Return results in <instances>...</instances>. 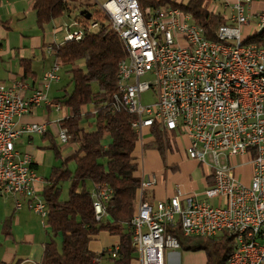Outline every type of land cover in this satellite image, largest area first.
<instances>
[{
	"label": "built area",
	"instance_id": "obj_1",
	"mask_svg": "<svg viewBox=\"0 0 264 264\" xmlns=\"http://www.w3.org/2000/svg\"><path fill=\"white\" fill-rule=\"evenodd\" d=\"M217 2L227 24L217 29L215 40L190 14L170 5L149 16L138 0H107L101 6L128 52L118 92L137 121L139 143L145 144L146 132L152 136L156 127L167 133L173 150L176 143L183 147L213 177L200 192L186 193L177 185L170 199L155 204L147 193L157 186V176L141 178L132 219V246L140 264H166V253L181 248L169 232L178 224L189 237L216 238L224 232L233 236L229 264H264V45L245 44V37L264 25V0H215L213 6ZM98 25L67 16L63 40L81 41V35ZM58 44L48 46L47 52ZM61 70L55 60L29 96L24 94L30 90L27 82L0 80V196L27 198L29 208L43 220L47 204L36 190L41 178L32 155L17 150L16 144L23 136L49 132L47 122L21 119L42 107L61 111V105L49 98ZM238 78H246V85H238ZM148 91L155 100L144 104L142 95ZM57 138L62 145L70 142L67 129L60 128ZM246 155L253 166L249 185L236 179L232 164ZM111 194L106 189L93 192L98 221L107 215L104 202ZM22 207L17 203V209Z\"/></svg>",
	"mask_w": 264,
	"mask_h": 264
},
{
	"label": "trees",
	"instance_id": "obj_2",
	"mask_svg": "<svg viewBox=\"0 0 264 264\" xmlns=\"http://www.w3.org/2000/svg\"><path fill=\"white\" fill-rule=\"evenodd\" d=\"M138 1L146 16L168 5L181 9L212 40L217 29L227 24L223 13L212 10L215 0ZM72 3L91 5V10L88 9L91 18L81 14L79 17L85 24L95 21L99 25L81 41L62 40L52 51L64 75L69 77V84L54 101L68 111L59 124L60 128L67 129L69 144L74 150L63 157L62 148L54 138L48 146L58 163L51 169L43 191L51 238L46 243L41 264H99L101 259L111 264H130L137 255L132 246V219L141 186V178L137 176L138 134L132 127L133 115L115 102L119 91L118 68L128 52L100 6L83 4L81 0H35L33 9L38 28L43 30L53 21L70 16ZM246 42L264 45V31L259 36L248 37ZM79 62H84L83 67L77 65ZM22 66L24 78L28 79L32 74L31 60H22ZM91 106L96 108L92 110ZM84 122L87 127L83 126ZM151 135L152 140L144 149H157L165 160L168 149L173 148L167 133L153 127ZM212 178L209 176L208 185L213 183ZM66 184L68 194L64 198ZM103 189L112 194L104 202L107 215L98 221L93 192ZM102 232L119 239L117 249L103 253L91 250L90 243ZM169 232L176 236L182 249L205 251L207 264H227L234 251L235 239L227 232L216 238L189 237L184 235L180 224Z\"/></svg>",
	"mask_w": 264,
	"mask_h": 264
},
{
	"label": "crops",
	"instance_id": "obj_3",
	"mask_svg": "<svg viewBox=\"0 0 264 264\" xmlns=\"http://www.w3.org/2000/svg\"><path fill=\"white\" fill-rule=\"evenodd\" d=\"M70 15L73 17V14ZM65 21H67V16L53 21L41 30L37 26L33 3H27L25 0H0V80L5 83H12L15 80L27 82L30 85V90L24 94L29 96L39 84L44 73L51 68L56 60L52 52H47V47L63 40L64 32L62 26ZM34 29H36L35 32L29 34V31L32 30L33 32ZM24 59L31 60L32 74L28 79L24 78L26 74L25 68L22 66V60ZM77 65L83 67L84 62H79ZM62 72L64 73L63 67L61 76ZM60 81L51 86L49 98L53 101L60 95H55L54 98H51V91L53 87L56 92L59 91L60 87L58 84ZM95 108V106H91L90 109L94 110ZM53 113L57 114L58 117L51 120ZM43 115L46 116V119H39ZM67 115L68 111L63 107L59 112L48 107H42L21 119V123L47 122L50 124L47 137H45L46 134L43 136H23L16 144L17 150L32 155L35 168L41 178V181L36 184V190L42 196L50 171L58 163L54 152L48 149L51 138H54L55 142L62 148L63 157L69 156L74 150V147L70 144H60L57 138L60 130L58 120L65 118ZM83 126L87 127V122H84ZM151 140L152 137L149 136L146 138V143ZM145 144L141 145L138 142L137 155L139 163H142V168L139 167L137 176L140 178L148 174L157 176V186L147 193V199L152 204L170 199L175 194L177 185H180L186 193L202 191L198 190L197 187L187 188L180 183L172 186L171 179L176 178L178 173L171 168L162 170L154 166V168L147 171L143 158ZM171 152L173 151L167 152L166 160H171L170 162L178 161L174 157L173 159L170 158ZM192 163L198 164L195 160H192ZM232 164L235 167L234 175L236 179L245 185H249L253 175L251 156L246 155L234 158ZM209 176H212V174L203 173L202 183L204 184V189L209 186ZM67 186L66 184L64 188V198H67ZM139 200L140 194L138 202ZM19 202L23 204L22 209H17V203ZM28 205L29 200L22 196H0V264H41L42 262L45 246L51 238V232L46 225V220H43L41 216L32 211ZM118 243L119 239L117 237L110 235L108 232H102L92 240L90 248L95 253H103L105 250L118 247ZM204 252L187 251L182 248L168 251L165 263L207 264V253L205 252L206 254L204 255ZM137 256L139 257V255ZM135 263L133 261L132 264ZM99 264L111 263L101 259Z\"/></svg>",
	"mask_w": 264,
	"mask_h": 264
},
{
	"label": "rangeland",
	"instance_id": "obj_4",
	"mask_svg": "<svg viewBox=\"0 0 264 264\" xmlns=\"http://www.w3.org/2000/svg\"><path fill=\"white\" fill-rule=\"evenodd\" d=\"M107 0H81L83 4H95L97 6H103V4ZM221 1V0H220ZM218 3V2H217ZM215 4L212 6V10L217 12L221 11L222 8L218 4ZM71 10L70 14H73V17L75 18L76 16L79 17V14L81 13L82 10H91V5H78L76 3H72L70 5ZM59 24V23H58ZM36 29L29 31V34H33ZM14 41V40H12ZM142 80H146V78H142ZM69 84V77L64 75L62 72L61 76V81L58 84L60 87L59 91L56 92V90L52 89L50 97L54 98L55 95H61L63 93V88ZM72 87H70L71 89ZM155 100V96L152 91H148L143 93L142 95V102L144 104L151 103ZM61 115V114H60ZM59 115V116H60ZM58 117L57 114L53 113L51 115V120L56 119ZM39 119H46V116H40ZM150 135L149 133L146 132V138H148ZM151 137V136H150ZM185 145V142H183V146ZM170 158L177 159L178 161L170 162L169 160L167 161L166 159L164 160L160 154V152L157 149H146L143 153V158H144V165L147 171L151 170V168L159 167L162 170H168V169H173V171H177L178 176L176 178L171 179V185L174 186L176 183L183 184L187 188H193L197 187L198 190H203L204 189V184L202 183V176L203 173L206 172L208 174H212L210 169L208 167H205L204 165H200L199 163H192V159L189 158V156L186 154V151L184 148L178 146L176 150H173V152L170 153ZM140 168H142V163H140ZM150 192V191H149ZM212 203L216 201H211ZM206 253L204 252V255ZM135 261V264H140V259L136 255L135 258L131 261L130 264Z\"/></svg>",
	"mask_w": 264,
	"mask_h": 264
},
{
	"label": "bare ground",
	"instance_id": "obj_5",
	"mask_svg": "<svg viewBox=\"0 0 264 264\" xmlns=\"http://www.w3.org/2000/svg\"><path fill=\"white\" fill-rule=\"evenodd\" d=\"M263 31H264V25L258 27L256 32H252L249 34V36L245 37V44H253V43H247L246 39L248 37H252V36H259ZM84 37H85V35H81V40ZM125 68H126V58L121 61L119 68H118L117 78L119 81V89H122L121 74H123V71ZM238 85H246V78H238ZM115 102L117 104L123 106L128 111V103L126 101H120V92H118V94L115 96ZM129 113L131 114V112H129ZM132 127L136 131V133L138 134V142H140V134H139V132H137V121L135 118H134V121L132 122ZM229 263H230V257L228 259L227 264H229Z\"/></svg>",
	"mask_w": 264,
	"mask_h": 264
},
{
	"label": "water",
	"instance_id": "obj_6",
	"mask_svg": "<svg viewBox=\"0 0 264 264\" xmlns=\"http://www.w3.org/2000/svg\"><path fill=\"white\" fill-rule=\"evenodd\" d=\"M81 15H86V18L90 19L91 18V13L88 10H82Z\"/></svg>",
	"mask_w": 264,
	"mask_h": 264
}]
</instances>
